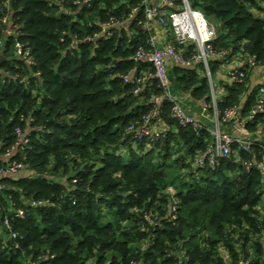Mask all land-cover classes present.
Listing matches in <instances>:
<instances>
[{
  "label": "trees",
  "instance_id": "obj_1",
  "mask_svg": "<svg viewBox=\"0 0 264 264\" xmlns=\"http://www.w3.org/2000/svg\"><path fill=\"white\" fill-rule=\"evenodd\" d=\"M190 3L218 28L212 78L253 57L219 84L217 109L244 119L264 85V0ZM144 20L141 0H0V170L19 166L0 173V264H226L221 250L264 264V110L244 122L247 148L196 165L215 125L181 126L172 102L154 103L163 90L135 57L151 49ZM168 77L187 113L210 102L202 64Z\"/></svg>",
  "mask_w": 264,
  "mask_h": 264
},
{
  "label": "built area",
  "instance_id": "obj_2",
  "mask_svg": "<svg viewBox=\"0 0 264 264\" xmlns=\"http://www.w3.org/2000/svg\"><path fill=\"white\" fill-rule=\"evenodd\" d=\"M84 1L89 2L90 0ZM141 5L145 14V20L141 23V27L152 31L148 40L151 49L148 51L139 50L135 57L138 60L146 61L152 65L153 73L151 75L163 90V93L154 99V103L158 105L162 100L172 102V116L181 126L191 125L194 129H199L202 127V123L206 121L212 122L215 125L212 131L214 134L213 141L197 156L194 163L196 165H204L205 163L214 165L217 158L227 157L229 155L231 145L234 141L245 145V148H247L249 143L244 141V137L249 134L244 129V122L253 120L256 115L263 112L264 85L259 86V94L256 97L255 106L244 119L241 118L235 107H230L220 112L217 109V101L221 96H218L216 92V86L213 84L209 71V61L225 54L224 51L215 52L210 46V42L217 35V25L209 21L198 8L193 7L190 0H141ZM135 11L136 8L133 9L132 13ZM157 28L166 31L168 34L167 41L162 45L158 44L156 39L155 29ZM189 44H192L197 52L192 57L187 58L184 50L178 48V46H186ZM16 54L23 56L19 47ZM244 56L246 57L245 59L243 58ZM244 56L237 57L230 63L223 64L229 66L224 81L228 83L236 81L237 76L234 74L236 70L245 64H249L250 66L254 65L253 57L247 54ZM196 63L203 65L206 76L209 79L210 102L203 101L201 103V110L198 113L190 114L184 110V102L172 96L169 92L170 81L168 69L170 65L189 67ZM149 117L150 114L146 116L145 121ZM220 117L223 120L233 121V129L239 135L236 140L233 136L220 130ZM140 133L151 139L154 136H158L156 133H152L147 126L141 128ZM257 133L260 134V131H257ZM258 167L264 176V160L258 164ZM18 168L19 166L16 164L11 165L4 170H0V173H15ZM2 187L0 185V189ZM168 190L172 193L174 188L169 186ZM174 209L173 207L172 211ZM18 215H21V212ZM238 264L248 263L246 261H240Z\"/></svg>",
  "mask_w": 264,
  "mask_h": 264
},
{
  "label": "crops",
  "instance_id": "obj_3",
  "mask_svg": "<svg viewBox=\"0 0 264 264\" xmlns=\"http://www.w3.org/2000/svg\"><path fill=\"white\" fill-rule=\"evenodd\" d=\"M155 35H156V39H157L158 44H161V45L164 44L168 39L167 38L168 37L167 32L164 30H161L159 28L155 29ZM228 68H229V66L222 65L220 67V69L216 72L215 77L212 78L213 84L216 86V92H217L218 96H221L223 93V90L220 89L219 84L221 81L225 80V73H227ZM258 69L259 70H258V73H257L255 79L252 78L253 82L258 81V79H259L258 75H260V79L262 78V76H261L262 75V69L261 68H258ZM222 257L224 258V261L226 264H231L229 259H228V253L226 251L222 253Z\"/></svg>",
  "mask_w": 264,
  "mask_h": 264
},
{
  "label": "rangeland",
  "instance_id": "obj_4",
  "mask_svg": "<svg viewBox=\"0 0 264 264\" xmlns=\"http://www.w3.org/2000/svg\"><path fill=\"white\" fill-rule=\"evenodd\" d=\"M258 68H260V67H258ZM258 68L254 69V71H253V76H254L253 78H254V79H255V77H256V75H257V73H258V70H259ZM225 75H226V73H225ZM258 77H259V79H260V75H258ZM259 79H258V80H259ZM260 80H262V78H261ZM223 252H224V250L222 251V253H223ZM221 255H222V254H221Z\"/></svg>",
  "mask_w": 264,
  "mask_h": 264
},
{
  "label": "water",
  "instance_id": "obj_5",
  "mask_svg": "<svg viewBox=\"0 0 264 264\" xmlns=\"http://www.w3.org/2000/svg\"><path fill=\"white\" fill-rule=\"evenodd\" d=\"M6 60V58L3 56L2 52L0 53V65L2 64V62Z\"/></svg>",
  "mask_w": 264,
  "mask_h": 264
}]
</instances>
